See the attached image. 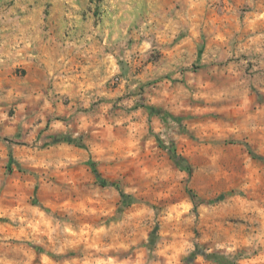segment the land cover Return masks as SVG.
I'll list each match as a JSON object with an SVG mask.
<instances>
[{
    "label": "rangeland",
    "instance_id": "1",
    "mask_svg": "<svg viewBox=\"0 0 264 264\" xmlns=\"http://www.w3.org/2000/svg\"><path fill=\"white\" fill-rule=\"evenodd\" d=\"M262 82L264 0H0V264H264Z\"/></svg>",
    "mask_w": 264,
    "mask_h": 264
},
{
    "label": "clouds",
    "instance_id": "2",
    "mask_svg": "<svg viewBox=\"0 0 264 264\" xmlns=\"http://www.w3.org/2000/svg\"><path fill=\"white\" fill-rule=\"evenodd\" d=\"M108 2L110 5H112L114 7L116 0H108ZM125 7H126V5H125ZM241 63H243V62H241ZM230 71H232V76L234 78V84L240 86V88L237 90V94H238L239 98L247 101V98H248L247 81L242 78V71L241 70L233 71L232 69H230ZM262 83H264V82H262ZM259 94L262 98H264V87L259 88ZM208 98L209 99H217L220 97H217L216 95H209ZM242 107H247V105L244 104V105H242ZM258 114L261 116V118H264V107H261L258 110Z\"/></svg>",
    "mask_w": 264,
    "mask_h": 264
},
{
    "label": "crops",
    "instance_id": "3",
    "mask_svg": "<svg viewBox=\"0 0 264 264\" xmlns=\"http://www.w3.org/2000/svg\"><path fill=\"white\" fill-rule=\"evenodd\" d=\"M221 130H222L221 132H224V131L227 132L229 129H225L224 128V129H221ZM95 131L97 133L99 132L98 129H96ZM219 131L220 130H216L215 132L216 133L217 132L219 133ZM232 131L233 132H230V133H232L236 137L235 138V140H236L235 141V144H237L239 146H245V147H247L248 141H250V140H249V138H247L246 136H244L245 135V132L242 130V128L241 127H238V128L237 127H233V130ZM97 139L96 140H85L84 143H85L86 146H84L83 150H85L87 152L88 151L87 148H90V147H94V148L96 147L98 149L100 145H99V141ZM246 152L247 153H250V151L248 149L246 150ZM87 154H88V152H87ZM258 157L264 159V153L258 154Z\"/></svg>",
    "mask_w": 264,
    "mask_h": 264
},
{
    "label": "trees",
    "instance_id": "4",
    "mask_svg": "<svg viewBox=\"0 0 264 264\" xmlns=\"http://www.w3.org/2000/svg\"><path fill=\"white\" fill-rule=\"evenodd\" d=\"M95 170V169H94ZM96 171V170H95Z\"/></svg>",
    "mask_w": 264,
    "mask_h": 264
}]
</instances>
